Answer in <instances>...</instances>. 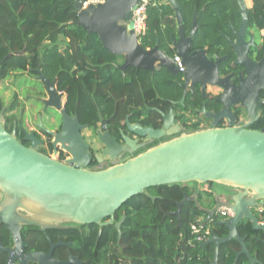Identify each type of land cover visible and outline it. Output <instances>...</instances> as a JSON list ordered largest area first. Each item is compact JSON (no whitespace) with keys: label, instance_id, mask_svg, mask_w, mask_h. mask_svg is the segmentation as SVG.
<instances>
[{"label":"water","instance_id":"1","mask_svg":"<svg viewBox=\"0 0 264 264\" xmlns=\"http://www.w3.org/2000/svg\"><path fill=\"white\" fill-rule=\"evenodd\" d=\"M72 2L77 17L73 24L81 27L87 34L96 36L111 55L121 57L122 64L117 66L121 72L129 67L151 73L155 67L161 68L172 76L179 72L173 58L159 50L157 37L155 46L145 49L134 33L131 17L139 0H105L101 4H89L85 7L83 0ZM236 2L242 18L239 29L233 31L235 40L229 41L235 54L231 64L233 68L244 67V55L240 51L243 45L241 35L248 23L244 1ZM165 4L173 11L172 19L175 21L179 41L171 36L172 48L180 58L184 82L187 83L189 61L200 55V52L189 53L190 38L197 27L196 20L200 12L194 11L191 31L189 37L185 38L180 6L176 0H165ZM184 44L185 49L182 47ZM33 72L38 74V80L46 90L47 99L42 101L44 107L53 108L61 117L62 133L55 136V143L61 144L62 149L69 154L68 164L71 167L21 145L15 138L14 130L9 134L3 128L5 108L1 109L0 190L4 194V201L0 206V224L6 226L13 241L11 250L3 249L0 244V251L10 256L11 262L7 264H13L14 260L18 264H82L70 253L65 261L53 258V248L62 243L52 245L48 254L22 256V227H36L45 232L59 229V225L63 224L94 225L99 228V239L101 228L112 224L114 214L128 200L144 195L154 202L156 198L146 193V190L174 184H215L231 189L233 193L229 200L223 203L215 198L211 209L201 207L196 194H184L182 201L176 203L173 215L180 222L181 207L193 202L203 213L202 225L205 226L214 221L219 209H229L233 214L231 218L215 222V225L226 228L227 235L219 237L212 234L199 247L213 245L210 264H218L220 246L234 240L239 245V251L235 253L233 264L242 255L248 259L249 264L258 263L256 257L249 255L245 245L246 238L240 237L237 226L248 222L252 230L260 231L264 236V222L260 224L255 214V209L264 205V134L248 131L244 127H233L231 124L226 128H218L215 123L209 128L185 132L173 119L171 108L167 115L157 109H150L161 116L160 130L146 128L139 123L130 124L129 116L125 118L126 130L150 142L163 138L168 140L134 156V152L147 144H137V140H131L121 132L123 144L119 145L108 133V121L98 113L101 127L96 135L103 150L100 156H94L98 170L90 171L86 167L92 155L82 141L76 116L70 119L61 109L60 96L56 94V81L50 83L39 74L38 69ZM233 75L221 79L216 69L210 74L211 81L208 85L219 91L215 102L223 108L241 104L240 97L237 96L239 93L232 91L227 85V80ZM251 101L257 104L253 96ZM122 154L129 155V159L120 162ZM104 159L110 162L106 169L101 168ZM124 219L123 214L120 221L114 224L118 240ZM262 244L264 245V239Z\"/></svg>","mask_w":264,"mask_h":264},{"label":"trees","instance_id":"2","mask_svg":"<svg viewBox=\"0 0 264 264\" xmlns=\"http://www.w3.org/2000/svg\"><path fill=\"white\" fill-rule=\"evenodd\" d=\"M154 1L147 11V28L140 40L145 49L154 45L156 35L167 48L176 28L170 6L165 0ZM176 2L181 8L185 28L190 27L192 15L197 11L201 12L200 22L209 18L213 19L214 25L218 21V25H214L216 33L224 31L222 26H226L228 19L225 15L229 7L234 6L229 0ZM76 18L72 0H0V62L7 58L0 65V84L14 74L34 76L33 70L38 69L50 82L56 79L57 91L66 96L65 111L73 113L77 109L82 123L95 124L100 113L103 118L113 116L117 128L124 127L129 115L130 123L160 126L158 116L150 114L147 108L157 106L158 98H169L166 89L170 94L174 93L175 89L167 86L168 73L164 71L151 76L149 71L131 67L121 72L116 66H120L122 58L111 55L96 36L74 25ZM161 26H164L163 30ZM16 101L14 97L4 113L9 123L13 117L5 114L14 109ZM4 106L0 98V111ZM189 130H198V127L194 125ZM188 185L174 184L146 190L156 198L154 202L144 195L131 198L114 214L112 224L101 228L99 239V228L94 225H75L71 230L49 233L52 238L56 234L62 241L72 243V254L84 264H210L213 245L200 248L199 244L191 243L190 236V224L204 218L203 213L190 202L181 207L180 222L173 215L176 203L182 201L183 195L194 194ZM123 214L125 219L118 240L114 224ZM215 222L210 223L212 234L226 236V228ZM86 228L88 233L85 234ZM237 230L240 237L246 238L249 255L257 258V264H264L263 233L252 230L248 222L240 223ZM237 251L239 245L234 240L222 244L218 264H233ZM236 264H249V261L242 255Z\"/></svg>","mask_w":264,"mask_h":264},{"label":"flooded vegetation","instance_id":"3","mask_svg":"<svg viewBox=\"0 0 264 264\" xmlns=\"http://www.w3.org/2000/svg\"><path fill=\"white\" fill-rule=\"evenodd\" d=\"M229 1L234 3L236 9L234 6L232 7V5L229 7L230 9L225 15V18L228 15V19L225 22L226 26H224V24L222 26L224 31L216 33L214 25H218L217 20L213 25V19L209 18L200 22L201 12L197 17V27L193 36L190 38L189 53L200 52V55H198L195 59H190L189 61V78L187 83L184 82L183 70L174 76L168 74L170 80L167 86L174 88V93L170 94L165 87V91L167 92L169 98H158L157 100L160 101L157 103V106L147 108L150 114L154 113L158 116L160 126L157 128L151 125L143 126L140 122L133 121L132 123L129 122L130 124L139 123L143 127L160 130L162 127L161 116L150 109H157L167 115L169 109L171 108L173 112V119L176 124H179L183 128L185 132L192 131L189 129L194 125H197L199 130L209 128L212 123H215L218 128H226L231 124L233 127H244L248 131L264 134V0H243L246 7L248 23L244 29V33L241 35L243 45L240 47V51L244 55V67L238 66L237 68L231 67L232 62L235 59V54L229 45V41L235 40L233 31L234 29H239L242 17L239 13V7L236 0ZM191 27L192 23L189 28H185L184 26L185 38L189 37ZM161 29L163 30L164 26H161ZM171 36L174 37L175 41H179L176 28ZM171 36L170 41L167 44V48L160 43V39L156 35L154 45L147 49H151L155 46L157 37L159 50L166 53L171 58H174L176 55L172 48ZM182 47L185 49V44L182 45ZM120 62L121 65L122 61ZM215 62H217L216 65L214 64ZM214 69L217 70L221 79L234 74L227 80V85L232 91L239 93L237 96L240 97L241 104L239 103L238 105L223 108L221 104L215 102L219 91L208 85L211 81L210 74ZM161 72H164V70L155 67L154 71L149 73L152 76ZM31 78L35 81L38 88L33 85H28L27 80L19 89L21 93L27 92L31 95L26 99L30 105L26 116L28 117V114L31 115V125L28 126L26 125V121L15 118V116L6 113L5 116H12L13 119L9 123L4 118L3 128L9 134L14 130L16 140L25 148L31 149L36 153L62 165L71 167V165L68 164L70 161L69 154L62 149L61 144L55 143V136L62 133L61 117L53 108L44 107L42 101L47 99L46 90L43 84L38 80V74L31 76ZM54 81H56V79L52 82ZM183 86H185V88H183ZM56 94L60 96L61 109L64 110L66 115L70 119L76 116L78 120L80 126V136L82 141L88 146L89 152L92 155V159L86 169L90 171H97L98 163L94 160V156H100L103 150V147L99 143L96 135V132L101 127V121L98 119V122L93 125H89L84 122L82 123L77 114V109H75L73 113H67L65 111V94L58 91ZM251 96L256 99L257 104L252 103ZM180 101H182V103H180ZM7 107L8 106L3 107L5 108L4 113L8 109ZM214 116L216 117L215 119ZM103 119L108 121V133L117 141L119 145L123 144L121 132L131 140H137V144H147L144 148L134 152V156L152 146H155L154 144L157 145L159 142L168 140L163 138L159 141L150 142L128 132L125 126L121 128L115 127L113 116ZM85 138L88 142L85 141ZM129 157L130 156L127 154H122L120 155L119 161L124 162L129 159ZM93 162L96 164H93ZM109 165V160L104 159L101 168L106 169ZM214 185L215 184H196V188H193V186L191 187V190L195 191L194 194L197 195L201 207L211 209L215 204V198H219L220 202L224 203L229 200V197L233 193L231 189L224 187H221V191L214 190ZM3 201L4 194L0 190V206ZM20 214L24 215L23 213ZM214 218V221H221L218 219L217 213ZM199 220L202 225L204 218ZM59 226V229H51L45 232H41L36 227L23 226L20 231L24 246L21 252L22 256L33 253L48 254L52 245L54 246L58 243H62V245L53 248V258L65 261L68 258V253H70L73 257L77 258L82 264H84V262L81 261L77 255L72 254V243L62 241L60 235L53 234L52 238L49 233L51 231L63 232L65 230H71L75 228V225L63 224ZM205 227H210V223L209 225H205ZM84 233H88L87 228L84 229ZM40 237L43 238V240H40ZM0 244L5 250H11L13 248L11 236L8 233L6 226L3 224H0ZM59 249H63L64 252H57ZM9 257L10 256L8 254L0 251V264L10 263L11 261L9 260ZM12 263L18 264V261L14 260ZM28 264L33 263L28 262Z\"/></svg>","mask_w":264,"mask_h":264},{"label":"built area","instance_id":"4","mask_svg":"<svg viewBox=\"0 0 264 264\" xmlns=\"http://www.w3.org/2000/svg\"><path fill=\"white\" fill-rule=\"evenodd\" d=\"M83 7L89 4H101L105 0H83ZM154 0H139L136 8L132 11L131 22L133 24V31L136 36L141 40L146 32V21H147V11L154 4ZM173 62L178 65L179 72H182V67L180 66V58L174 56ZM255 214L259 219V223L264 222V205L255 209ZM233 216L229 209L221 208L217 211V217L220 220H227ZM200 220L196 223L190 224V236L192 238L191 243L198 245L204 242L207 238L212 236V231L209 227L202 226Z\"/></svg>","mask_w":264,"mask_h":264},{"label":"rangeland","instance_id":"5","mask_svg":"<svg viewBox=\"0 0 264 264\" xmlns=\"http://www.w3.org/2000/svg\"><path fill=\"white\" fill-rule=\"evenodd\" d=\"M26 81L28 85H33L38 88V86L35 84V81L31 78L29 74H14L10 76V78L4 83L0 84V98L2 99L3 104L5 106H9L13 102L14 97H16L17 101L15 102V107L12 111H9L8 114L15 116V118H19L23 121H26V125L30 126V122L32 121L30 119L31 115L28 114V117L26 116L30 105L28 104L26 99L31 95H29L27 92L21 93L19 91L20 87H22L23 83ZM85 141L88 142L86 138ZM188 186L190 188L192 186L196 188V186L193 184ZM214 190L221 191L222 188L221 186L214 185Z\"/></svg>","mask_w":264,"mask_h":264}]
</instances>
